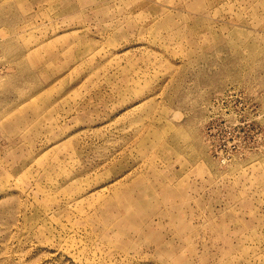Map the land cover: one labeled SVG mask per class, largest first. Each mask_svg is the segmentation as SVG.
<instances>
[{
  "label": "rangeland",
  "instance_id": "rangeland-1",
  "mask_svg": "<svg viewBox=\"0 0 264 264\" xmlns=\"http://www.w3.org/2000/svg\"><path fill=\"white\" fill-rule=\"evenodd\" d=\"M0 264H264V0H0Z\"/></svg>",
  "mask_w": 264,
  "mask_h": 264
}]
</instances>
